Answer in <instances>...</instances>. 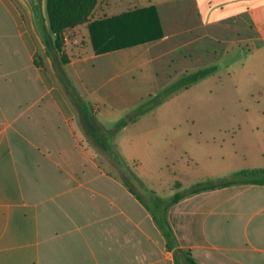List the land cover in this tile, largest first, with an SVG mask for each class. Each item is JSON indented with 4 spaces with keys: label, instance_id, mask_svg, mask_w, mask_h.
<instances>
[{
    "label": "crops",
    "instance_id": "0c3cea01",
    "mask_svg": "<svg viewBox=\"0 0 264 264\" xmlns=\"http://www.w3.org/2000/svg\"><path fill=\"white\" fill-rule=\"evenodd\" d=\"M23 12L0 0V264H176L154 213L199 264H264V185L186 194L167 209L159 199L192 187L152 191L151 208L130 185L141 201L100 161L66 92L38 64ZM63 37L68 76L102 126L126 121L120 132L184 75L235 52L242 82L264 93V0H98Z\"/></svg>",
    "mask_w": 264,
    "mask_h": 264
},
{
    "label": "rangeland",
    "instance_id": "374dc122",
    "mask_svg": "<svg viewBox=\"0 0 264 264\" xmlns=\"http://www.w3.org/2000/svg\"><path fill=\"white\" fill-rule=\"evenodd\" d=\"M39 53L41 66L50 69L43 51ZM243 62L236 52L230 54L215 73L169 96L144 118L135 115L127 131L118 130L114 137L112 128L98 125L97 136L108 143L112 138L128 170L91 138L78 114L80 123L100 161L112 165L113 174L126 179L154 208L152 191L169 197L176 181L189 188L229 178L264 161V93L249 80L242 82Z\"/></svg>",
    "mask_w": 264,
    "mask_h": 264
},
{
    "label": "trees",
    "instance_id": "16d2710c",
    "mask_svg": "<svg viewBox=\"0 0 264 264\" xmlns=\"http://www.w3.org/2000/svg\"><path fill=\"white\" fill-rule=\"evenodd\" d=\"M98 0H47V12L49 16L50 29L55 38L56 48L62 54L63 63L66 64L67 59L63 54L64 47V33L68 30L74 29L80 25L88 22L90 15L95 9ZM100 52L99 50H96ZM37 62L39 65H43V59L40 54H38ZM217 66H212L206 69H202L192 74L184 75L176 83L166 88L157 96L153 97L146 104H144L140 109L139 113L144 114L149 112L151 109L159 106L165 99L169 96L175 94L180 89L188 88L189 86L203 80L204 78L212 75L216 72ZM126 121L118 123L115 129L111 131V137H114L118 130L124 127ZM113 152V150H111ZM121 162L123 167L128 170L127 164L120 158V155L113 153ZM122 180L129 186L132 193H134L141 201L139 194L130 186L126 179ZM264 185V169H250L242 170L234 173L227 179L220 180L218 182H206L199 183L192 188H190L186 193H177L169 201L165 202L159 199L160 203H166V209L168 206L181 200L186 194H197L202 191L213 190L217 188L228 187L232 185ZM154 195V193H152ZM154 218L156 222L162 229V232L167 240V248L170 251H174L176 264H199L197 263L190 255L189 252L180 248L178 240L172 231L171 226L169 225L165 217L160 218L154 213ZM181 257L185 259L184 263H181Z\"/></svg>",
    "mask_w": 264,
    "mask_h": 264
},
{
    "label": "water",
    "instance_id": "95a60500",
    "mask_svg": "<svg viewBox=\"0 0 264 264\" xmlns=\"http://www.w3.org/2000/svg\"><path fill=\"white\" fill-rule=\"evenodd\" d=\"M20 7L24 10L29 25L36 37L43 56L49 64L50 70L55 76L57 82L66 92L68 98L81 116V121L88 129L91 138L96 139L98 145L109 153H119L113 149L112 138L109 143L105 142L97 136L98 125L94 114L88 109L80 93L74 86L72 80L68 76L60 51L56 48L55 38L50 29L49 16L47 12V0H16ZM108 139V137H106ZM113 150V152L111 151Z\"/></svg>",
    "mask_w": 264,
    "mask_h": 264
}]
</instances>
